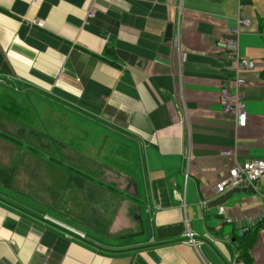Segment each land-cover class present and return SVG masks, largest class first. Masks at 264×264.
Instances as JSON below:
<instances>
[{
	"label": "crops",
	"instance_id": "crops-1",
	"mask_svg": "<svg viewBox=\"0 0 264 264\" xmlns=\"http://www.w3.org/2000/svg\"><path fill=\"white\" fill-rule=\"evenodd\" d=\"M263 26L264 0H0V93L42 94L97 127L49 115L42 145L0 136V264H229L241 251L264 264L263 227L238 232L264 215V174L214 188L223 150L264 162ZM236 27L256 64L239 73L243 120L219 103Z\"/></svg>",
	"mask_w": 264,
	"mask_h": 264
},
{
	"label": "built area",
	"instance_id": "built-area-1",
	"mask_svg": "<svg viewBox=\"0 0 264 264\" xmlns=\"http://www.w3.org/2000/svg\"><path fill=\"white\" fill-rule=\"evenodd\" d=\"M92 14L89 15V17ZM247 20L238 19L237 27L247 26ZM37 26L41 27L42 24L37 22ZM234 28L229 32L230 38L224 39L223 43L226 50V60L229 62L227 66L228 71L231 74L229 84L220 89L219 103L222 110L234 115L236 120H243L247 116L246 105L240 88L245 84V81L239 77L241 71H250L256 67V64L247 59L240 57L237 50L236 36L238 29ZM220 156L223 158L226 165V176L220 182L215 184V192L222 193L227 189L238 188L245 185L254 186L259 178L264 174V162L259 160H253L245 164H238L236 162L235 149L223 150L220 152ZM189 168V156L186 158L183 164V175L185 180L188 176ZM217 214L221 216L225 223H231V219L226 215L225 208L223 206L218 207ZM44 220L56 223L52 218L48 216L43 217ZM254 225H260L264 229V215L257 216L255 218H248L246 223L238 230L239 236L247 234ZM68 233L75 234L80 239H84L82 232L76 231L72 228H68ZM186 238L189 243L194 245L193 234L188 230L186 232ZM229 264H245L244 261L236 256Z\"/></svg>",
	"mask_w": 264,
	"mask_h": 264
},
{
	"label": "rangeland",
	"instance_id": "rangeland-1",
	"mask_svg": "<svg viewBox=\"0 0 264 264\" xmlns=\"http://www.w3.org/2000/svg\"><path fill=\"white\" fill-rule=\"evenodd\" d=\"M34 94L29 93L26 89L19 88L5 90L0 93V136L5 140L22 141L25 139L32 145L34 143L39 145L44 144L42 131L45 126L49 125L47 121H44L45 118L51 119L48 117L49 115L52 116L51 124H62V126H66L65 128H83L85 135L86 133L90 135L91 129H97L95 125H90L86 121L81 122L74 119L75 121L72 122L68 119L65 121L64 118L57 117L56 113L59 111L55 110L56 106L49 105V100L42 94ZM1 132L6 135H3ZM103 137L101 135V140H103ZM123 153L112 154L109 165H106V168L112 166L118 169L117 163L112 160L118 157L124 159ZM100 174L116 177V172L109 169L108 171L100 170Z\"/></svg>",
	"mask_w": 264,
	"mask_h": 264
},
{
	"label": "trees",
	"instance_id": "trees-1",
	"mask_svg": "<svg viewBox=\"0 0 264 264\" xmlns=\"http://www.w3.org/2000/svg\"><path fill=\"white\" fill-rule=\"evenodd\" d=\"M264 27V26H263ZM261 78L264 80V70H263V72H262V74H261ZM246 235V234H245ZM244 236V235H243ZM243 238V237H242ZM239 258H241L243 261H244V263H247V262H245V261H247V256H246V253H245V251H241L240 253H239Z\"/></svg>",
	"mask_w": 264,
	"mask_h": 264
}]
</instances>
